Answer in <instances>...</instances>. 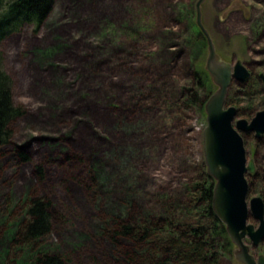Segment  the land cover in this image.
Masks as SVG:
<instances>
[{
  "label": "rangeland",
  "instance_id": "rangeland-1",
  "mask_svg": "<svg viewBox=\"0 0 264 264\" xmlns=\"http://www.w3.org/2000/svg\"><path fill=\"white\" fill-rule=\"evenodd\" d=\"M196 2L57 0L41 27L25 26L3 43L4 68L24 114L11 126L10 144L0 150V248L8 247V230L21 218L27 196L36 195L53 203L54 229L45 245L74 264H110L119 245L101 234L110 225V211L100 208L98 196L103 166L116 172L109 154L117 148L141 150L140 184L149 193L177 194L191 182L189 167L205 160L206 113L191 108L177 114L176 107L162 106L149 89L168 86L172 99L174 86L190 85L188 67L200 63L206 69L208 47L198 49L194 37L186 43L191 18L181 15L192 14ZM208 6L204 25L217 54L227 63H247L258 80L254 94L240 93L241 84L234 83L238 92L229 95L230 106L240 110L236 121L251 122L264 110L259 80L264 74V0H215ZM234 6L243 14L233 17ZM122 120L142 130L121 133ZM241 134L256 167L248 177L250 202L264 198V136ZM19 151L29 161L22 163ZM37 166L44 168L43 175L36 173ZM114 197L121 198L120 191ZM10 250L5 264H17L20 249ZM252 252L264 256V244ZM222 264L241 263L233 257Z\"/></svg>",
  "mask_w": 264,
  "mask_h": 264
},
{
  "label": "trees",
  "instance_id": "trees-1",
  "mask_svg": "<svg viewBox=\"0 0 264 264\" xmlns=\"http://www.w3.org/2000/svg\"><path fill=\"white\" fill-rule=\"evenodd\" d=\"M56 1L0 0V150L10 144L13 138L11 126L24 114L13 98V81L4 68L2 45L25 26L41 27ZM181 15L191 18L192 27H189L186 43L190 44L194 37L198 49L203 51L206 42L195 29L192 14L181 11ZM192 68L186 70L190 85L174 86L172 99L167 94L168 86L150 88L149 95L162 99L163 106L171 103L177 114L191 108L205 114V104L216 87L202 64L196 63ZM254 84H258V80L253 77L241 84L239 92L254 94ZM233 86L234 83L226 98L228 106L229 95L238 92ZM181 100H184L182 104ZM174 119L171 116L169 122ZM126 122L118 123L121 133L138 134L142 130L139 129L142 125ZM142 154L132 146L117 148L109 154L116 172H109L108 166H103L98 202L102 210L110 211L107 219L111 226H103L101 234L119 245L110 264H222L225 259L233 258L235 245L214 211L215 180L208 174L205 160L202 158L196 166L189 167L194 176L190 183L177 190V194L173 190L149 193L140 184L137 160ZM18 156L22 163L29 161L24 152L19 151ZM35 170L37 174L44 173L41 166ZM94 182L98 181L94 179ZM119 191L121 198H115ZM27 197L21 218L15 219L8 230V247L0 248V264L9 260L10 246L20 249L19 259L22 260L17 259V264H74L65 254L56 252L53 245L44 244L54 229L52 201L36 195ZM122 240L128 245H123Z\"/></svg>",
  "mask_w": 264,
  "mask_h": 264
},
{
  "label": "water",
  "instance_id": "water-1",
  "mask_svg": "<svg viewBox=\"0 0 264 264\" xmlns=\"http://www.w3.org/2000/svg\"><path fill=\"white\" fill-rule=\"evenodd\" d=\"M206 1L197 0L195 7L196 24L208 43L206 70L217 87L205 104L207 126L203 133L207 172L215 180L213 208L235 245L234 258L241 264H264L263 255L255 258L251 254V247L258 248L264 242V198L256 196L248 202V177L255 174L256 167L254 161L247 158L241 134L255 133L257 139L264 136V110L259 111L251 122L246 119L236 121L238 108L227 106L226 98L231 85L248 82L253 72L242 60L227 63L217 54L202 20ZM259 80L264 92V74L259 75ZM251 219L259 225L251 223Z\"/></svg>",
  "mask_w": 264,
  "mask_h": 264
},
{
  "label": "flooded vegetation",
  "instance_id": "flooded-vegetation-1",
  "mask_svg": "<svg viewBox=\"0 0 264 264\" xmlns=\"http://www.w3.org/2000/svg\"><path fill=\"white\" fill-rule=\"evenodd\" d=\"M208 1H210V0H207L205 3H204V5H203V10H202V12H203V16H202V20H203V24H204V16H205V19L208 21L209 20V18H210V10L207 8V6H208V3H209V6L208 7H210V6H212L213 7V4L215 3V0H214V2L213 1H210V2H208ZM228 6L230 7L231 6V2L230 3H228ZM227 6V7H228ZM204 9H205V13H204ZM230 13L233 15V17L236 15V14H240V13H242L243 14V11L238 7V6H234V8H232V10L230 11ZM192 17H193V24H194V27H195V29L196 30H198V32L200 33V35L203 37V39L205 40V42H206V46H208V43H207V39H206V37H205V35L202 33V31L200 30V28L197 26V24H196V7H195V10H193L192 11ZM205 26V25H204ZM205 28H206V26H205ZM207 29V28H206ZM207 31L209 32V30L207 29ZM209 34H210V32H209ZM211 36V35H210ZM212 38V37H211ZM264 244V242L260 245V246H262ZM250 245V244H249ZM251 246V245H250ZM259 246V247H260ZM258 247V248H259ZM254 249H257V248H253V247H251V254H253V252H252V250H254ZM253 256L255 257V258H258L259 256H256L255 254H253Z\"/></svg>",
  "mask_w": 264,
  "mask_h": 264
},
{
  "label": "bare ground",
  "instance_id": "bare-ground-1",
  "mask_svg": "<svg viewBox=\"0 0 264 264\" xmlns=\"http://www.w3.org/2000/svg\"><path fill=\"white\" fill-rule=\"evenodd\" d=\"M159 102H160V104H162V99H160ZM162 106H163V104H162Z\"/></svg>",
  "mask_w": 264,
  "mask_h": 264
}]
</instances>
